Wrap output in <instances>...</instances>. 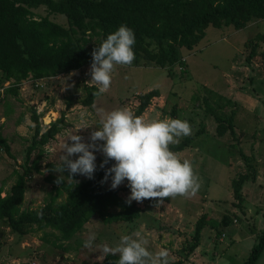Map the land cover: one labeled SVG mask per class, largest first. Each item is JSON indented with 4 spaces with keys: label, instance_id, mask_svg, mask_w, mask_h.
Instances as JSON below:
<instances>
[{
    "label": "rangeland",
    "instance_id": "374dc122",
    "mask_svg": "<svg viewBox=\"0 0 264 264\" xmlns=\"http://www.w3.org/2000/svg\"><path fill=\"white\" fill-rule=\"evenodd\" d=\"M33 14L35 19L48 16L53 22L66 26L65 17L48 14L45 7L33 10ZM254 45L256 53L248 62ZM181 59L186 66L184 69L175 66L173 77L167 75L166 68L152 65L134 62L116 65L109 90L98 95L90 107L80 105L85 97V86L98 88L90 81V65L37 82L27 79L18 86L16 95L6 96L3 90L9 84L0 73V134L10 148V155L0 148L1 196L9 193L17 173L23 171L34 133L33 110L40 117L42 132L61 114L65 115V124L55 138L42 147L40 170L33 172L26 183L21 210L38 209L53 194L52 183L46 178H58L59 174L53 168L46 169V165L54 166L55 153L64 138L70 130L80 127L81 113L91 127L79 129L76 134L89 142L91 132L100 127L104 114L122 108L134 113L140 95L158 90L160 96L152 99L141 117L146 122L174 118L189 122L191 135L178 138L169 148L190 138L187 148L170 150L181 160L191 162L199 188L195 194L169 197L158 207L154 198L132 201L142 213L134 224L141 219L146 224L135 228L150 239L149 251L168 249L170 264H245L258 243L257 236L264 232V20L251 22L238 31L232 27H209L196 47L191 51L181 50ZM205 100L213 107L215 116L226 124L231 121L234 133L227 131L224 136H217V122L205 110ZM68 104H71L69 108ZM47 118L48 124L45 123ZM37 155V150L32 152L31 161ZM96 155L98 164L104 157L99 152ZM242 175L249 179L242 188L243 202L238 206L231 183ZM61 179L68 186L86 177L76 174L72 180ZM126 183L116 188L125 200L130 193L123 189ZM104 185L110 188V179ZM68 191V188L61 190L58 202L66 200ZM149 216L154 224L148 230ZM203 216L208 224L210 221L219 223L224 217L230 218L231 223L218 226L216 230L206 225L197 247L190 251L195 244L196 223ZM130 224H104L94 215L70 242H60L56 240L58 234L50 229L33 230L20 236L0 220V264H102L105 258L99 260L100 247L105 244L114 247L122 234L138 231L131 233ZM90 232L96 233L95 246L91 249L83 246ZM152 243L158 245V249ZM79 250L83 252L77 253ZM194 251L196 262H191ZM255 264H264V250Z\"/></svg>",
    "mask_w": 264,
    "mask_h": 264
},
{
    "label": "trees",
    "instance_id": "16d2710c",
    "mask_svg": "<svg viewBox=\"0 0 264 264\" xmlns=\"http://www.w3.org/2000/svg\"><path fill=\"white\" fill-rule=\"evenodd\" d=\"M40 7H45L48 14L65 17L66 26L53 22L48 16L35 19L33 10ZM258 20H264V0H0V73L4 82L9 84L3 93L5 96L16 95L18 86L27 79L37 82L90 65L92 51L121 24L135 32L133 62L166 68L167 75L173 77L175 66L183 69L186 66L181 59V50L191 51L196 47L207 28L232 27L238 31ZM89 30L91 36L86 35ZM256 48V45L251 47L248 62ZM84 90L85 97L80 105L90 107L98 96L97 88L85 86ZM159 96L158 90L140 95L134 114L141 117L152 99ZM205 104V110L217 122V136L222 137L227 131L234 133L231 121L224 123L214 115V109L207 100ZM39 119L33 110L34 133L23 171L17 173V180L7 195L1 196L0 191V220L11 232L23 236L33 230L50 229L58 234L57 241L68 242L94 215L104 224L134 223L140 218L141 209L133 202L126 203L119 196L120 190H110L101 184L103 170H97L94 179L86 178L68 186L62 179L57 183V177L48 176L46 179L52 183L53 192L48 202L35 210H21L26 183L33 172L40 170L42 147L54 139L65 124V115L61 114L42 132ZM189 140L186 138L170 149L180 151L187 148ZM0 148L10 155V148L1 134ZM35 150L38 155L31 161V153ZM52 168L51 164L46 165V169ZM248 179L242 175L231 183L238 206L243 202L242 188ZM64 188L69 189L66 200L58 202ZM123 189L130 190L127 187ZM163 200L167 201V198ZM209 223L206 216L197 221L193 236L195 244L190 251L197 247L200 233L206 225L216 230L218 226H228L231 220L224 217L219 223ZM216 237L219 238V234ZM257 241L245 264H255L263 252L264 232L257 236ZM118 258L116 255L105 257L102 264H115Z\"/></svg>",
    "mask_w": 264,
    "mask_h": 264
},
{
    "label": "clouds",
    "instance_id": "9594fccd",
    "mask_svg": "<svg viewBox=\"0 0 264 264\" xmlns=\"http://www.w3.org/2000/svg\"><path fill=\"white\" fill-rule=\"evenodd\" d=\"M86 35L91 36V30ZM135 43L134 30L121 24L92 51L90 81L98 86L97 95L109 90L116 65L132 64ZM88 127L91 126L85 114L81 113L80 127L69 131L60 150L55 153L53 170L59 174L57 183L62 182L61 177L72 180L76 174L94 179L96 171L103 170L101 184L110 179V190L127 182L130 193L126 203L154 198L156 207L164 202L163 198L195 194L199 188L191 162L181 160L169 148L170 144L178 142V138L191 135L192 129L187 120L177 118L146 122L122 108L104 114L100 127H95L89 142H84L83 137L76 133ZM97 152L104 157L99 165ZM110 161L111 166L106 167ZM95 241L96 233L90 232L83 246L91 249ZM148 243L139 231L122 234L116 246L105 244L100 247L99 260L119 254L115 264H170L168 249L161 248L153 253L149 251Z\"/></svg>",
    "mask_w": 264,
    "mask_h": 264
},
{
    "label": "crops",
    "instance_id": "0c3cea01",
    "mask_svg": "<svg viewBox=\"0 0 264 264\" xmlns=\"http://www.w3.org/2000/svg\"><path fill=\"white\" fill-rule=\"evenodd\" d=\"M166 198H167V197H166ZM167 200H168V199H167ZM141 215H142V213H141ZM141 217H142V216H140V218H141ZM141 220H142V219H141ZM141 220H140L137 224H136V223H135V224H134V223H131V224H130V225H132L131 228H130V229H132L131 233H132V232H135V231L138 229V228H135L136 226H139V229H140V227L143 228L144 226H146V224H143V221L141 222ZM148 220H149V223L147 224V225H148L147 227H148V230H149V229H151V228H150L151 224H152V225L154 224V222H153L154 219H153L152 217L149 216V217H148ZM144 221H145V223H146V220H144ZM84 227H85V226H84ZM83 229H84V228H83ZM83 229H82V230H83ZM139 229H138V231H139ZM78 233H79V232H78ZM147 239H148V241L150 240L149 238H147ZM69 242H70V241H69ZM75 242H76V238H75ZM152 244H153V243H152ZM153 245H154V247H155L156 249H158V247H159L158 245H156V244H153ZM73 248H75V247H73ZM74 252H75V251H74ZM82 252H83V250H81V251H80V250L77 251V253H82ZM79 257H80V256H79ZM196 257H197V254H196V251H194L193 254H192V256L190 257L189 260H190L191 262H196V261H195V260H196ZM93 260H95V258H94ZM182 261H183V260H182ZM100 264H101V263H100ZM181 264H182V263H181Z\"/></svg>",
    "mask_w": 264,
    "mask_h": 264
},
{
    "label": "bare ground",
    "instance_id": "6f19581e",
    "mask_svg": "<svg viewBox=\"0 0 264 264\" xmlns=\"http://www.w3.org/2000/svg\"><path fill=\"white\" fill-rule=\"evenodd\" d=\"M50 122V120L47 118L45 119V123L48 124Z\"/></svg>",
    "mask_w": 264,
    "mask_h": 264
},
{
    "label": "built area",
    "instance_id": "2783aa9c",
    "mask_svg": "<svg viewBox=\"0 0 264 264\" xmlns=\"http://www.w3.org/2000/svg\"><path fill=\"white\" fill-rule=\"evenodd\" d=\"M263 225H264V223H263ZM34 264V263H33Z\"/></svg>",
    "mask_w": 264,
    "mask_h": 264
}]
</instances>
